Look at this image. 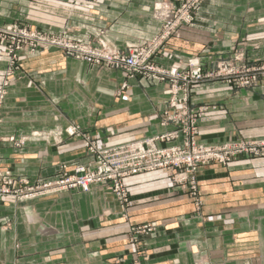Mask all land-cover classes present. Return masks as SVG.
Here are the masks:
<instances>
[{
    "label": "crops",
    "instance_id": "obj_1",
    "mask_svg": "<svg viewBox=\"0 0 264 264\" xmlns=\"http://www.w3.org/2000/svg\"><path fill=\"white\" fill-rule=\"evenodd\" d=\"M157 0H0V22H23L49 34L124 49L150 40L161 20ZM190 25L178 28L155 62L181 69L189 59L205 68L239 48L249 64L264 61V0H205ZM6 76L0 47V87L9 81L0 114V174L31 184L54 179L60 164H86L76 126L100 147L176 129L162 124L169 82L128 77L58 48L20 51ZM125 84L124 87L122 85ZM191 108L206 105L196 141L264 138V96L222 80L191 87ZM27 138L14 145L8 138ZM183 134L157 142L179 145ZM172 168L123 179L122 206L104 185L71 188L3 203L0 264H264V157L209 162L194 173L200 208L172 180ZM150 230H141L143 226Z\"/></svg>",
    "mask_w": 264,
    "mask_h": 264
},
{
    "label": "built area",
    "instance_id": "obj_2",
    "mask_svg": "<svg viewBox=\"0 0 264 264\" xmlns=\"http://www.w3.org/2000/svg\"><path fill=\"white\" fill-rule=\"evenodd\" d=\"M200 0H175L176 6L163 14L162 26L155 37L147 42L118 49L106 46L101 41L97 45L73 40L63 32L60 35L48 34L11 23L0 27V46L9 57L5 75L17 69L19 51L33 53L40 48H58L68 56L106 68L120 69L128 77H141L151 81L169 82L168 107L164 110L162 124L174 123L177 128L162 134L144 137L132 142L109 147H100L90 136L81 133L76 126H68L69 136H83L86 151L94 155V160L86 164H76L70 173L65 170L60 176L44 180L37 185L26 179L16 182L12 177L0 179V194H9L5 184L17 183L21 189L16 194L23 198H34L45 194L61 192L71 188L87 191L92 184L104 185L111 190L120 204L128 203L124 188L125 177L162 168H172L173 182L186 189L196 209L200 208L194 173L199 165L209 162L227 164L242 156L263 157L264 138L229 139L220 144H203L196 141L197 121L208 110L202 105L191 108L188 104L190 89L195 84L212 80H222L235 88H259L264 94V63L249 64L242 48L232 57L219 60L210 68H205L198 59H189L184 67L163 68L155 62L164 43L181 26L193 23L195 5ZM9 81L5 79L0 87V106L7 92ZM125 84L122 85L124 87ZM183 134L179 145L157 146V142L175 139ZM3 184V185H2ZM141 230H150L146 225Z\"/></svg>",
    "mask_w": 264,
    "mask_h": 264
},
{
    "label": "rangeland",
    "instance_id": "obj_3",
    "mask_svg": "<svg viewBox=\"0 0 264 264\" xmlns=\"http://www.w3.org/2000/svg\"><path fill=\"white\" fill-rule=\"evenodd\" d=\"M74 1V0H73ZM205 0H200L196 5H195V7H194V9L192 10V12H193V22H194V20H197L196 18V11H197V9H198V7H199V5L201 4V3H203ZM177 5V3L175 2V0H157L156 2H154V4H153V6H152V14L154 15V16H156V17H158L160 20H161V26H162V20H163V14H164V12L168 9V8H171L172 6H176ZM11 23H16V24H18L19 26H21V27H27V28H30V29H33V30H36V31H40V32H44V31H42V30H37V29H34V28H32V27H30L29 25H27V24H25V23H23V22H20V21H15V22H0V27H5V26H7V25H9V24H11ZM161 26H160V28H161ZM160 28H159V30H160ZM159 30H158V32H159ZM64 32H66V31H64ZM157 32V33H158ZM45 33H47V32H45ZM156 33V34H157ZM49 34V33H48ZM156 36V35H155ZM155 36H153V37H155ZM69 37V36H68ZM152 37V38H153ZM71 38V37H70ZM151 38V39H152ZM71 39H73V38H71ZM73 40H75V39H73ZM149 41V40H148ZM145 42H147V41H145ZM143 43V42H142ZM106 45V44H105ZM106 46H108V45H106ZM1 47V46H0ZM2 48V47H1ZM2 50H3V52H4V54H5V56H6V58H7V66L9 65V57L7 56V54H6V52H5V49H3L2 48ZM20 51H23V52H26V51H24V50H20ZM19 51V52H20ZM73 57V56H72ZM219 60H217L216 62H214V64H216L217 62H218ZM264 63V61L263 62H261V63H258V65L259 64H263ZM92 64V63H91ZM150 80V79H149ZM242 88H249V87H242ZM258 90H259V88H258ZM260 91V90H259ZM262 94V93H261ZM263 96H264V94H262ZM5 96H6V94H5ZM5 99V98H4ZM4 101V100H3ZM3 104V103H2ZM2 104H1V106H2ZM1 106H0V114H1ZM78 138H80V140L83 142V146H84V153L85 154H88V155H90V156H92L93 157V159L90 161V162H92L93 160H94V155L93 154H89L87 151H86V147H85V138L83 137V136H78ZM91 139L93 140V138L91 137ZM8 140L11 142V143H13L14 145H22L23 143H24V141L25 140H27V138H18V139H15V138H13V137H10V138H8ZM244 140H246V139H244ZM242 157H245V158H254L253 156H242ZM264 157V156H263ZM239 158V157H238ZM256 158H258V157H256ZM90 162H88V163H90ZM213 162V161H212ZM76 164H74V165H72V166H69V165H67V164H60V166H59V169H58V172H57V176L56 177H58V176H60V174L61 173H63L65 170H67V172L68 173H70L71 171H72V169L74 168V166H75ZM2 176H3V178H4V180H8L7 178H10V177H12L14 180H16V182L17 181H19V180H21L22 178H15L9 171H3V172H1V174H0V179L2 178ZM173 177V176H172ZM24 179V178H23ZM172 180H173V178H172ZM28 181V180H27ZM29 182V181H28ZM30 183V182H29ZM3 185V184H2ZM35 185H37V183L35 184ZM9 188V194H0V198L1 199H3V200H1L3 203H5V204H7V203H11L10 201H16V200H24V199H29V198H23L22 196H21V194H16L19 190H17V189H21V187H19V185L17 184V183H15V184H5V188ZM0 188H1V184H0ZM17 190V191H16ZM14 191H16V193L14 192ZM111 191V190H110ZM128 195V194H127ZM122 206H124V204H121ZM246 264H251V262H248V263H246Z\"/></svg>",
    "mask_w": 264,
    "mask_h": 264
}]
</instances>
